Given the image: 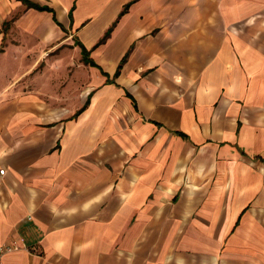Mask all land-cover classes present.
Here are the masks:
<instances>
[{
	"label": "crops",
	"instance_id": "0c3cea01",
	"mask_svg": "<svg viewBox=\"0 0 264 264\" xmlns=\"http://www.w3.org/2000/svg\"><path fill=\"white\" fill-rule=\"evenodd\" d=\"M25 1L49 12L0 0V264H264V0Z\"/></svg>",
	"mask_w": 264,
	"mask_h": 264
},
{
	"label": "trees",
	"instance_id": "16d2710c",
	"mask_svg": "<svg viewBox=\"0 0 264 264\" xmlns=\"http://www.w3.org/2000/svg\"><path fill=\"white\" fill-rule=\"evenodd\" d=\"M19 1H21L23 4H25V5H26L27 7H29V8H33V9H36V10L47 11V12H49V10H48L47 8L34 6V5L28 3V2L25 1V0H19ZM124 9H125V8H124ZM108 33H109V30L104 34L103 38H102L99 42L103 41V40L108 36ZM80 53H81V59H82V62H83L84 64H87V65H89V66H94V64H93L90 60L87 59V57H86L87 54H86V52H85L82 48H80ZM132 104H133V103H132ZM133 107H134V106H133ZM83 108H84V105H83V107H82L78 112H80ZM78 112H77V113H78ZM77 113H76V114H77Z\"/></svg>",
	"mask_w": 264,
	"mask_h": 264
},
{
	"label": "built area",
	"instance_id": "2783aa9c",
	"mask_svg": "<svg viewBox=\"0 0 264 264\" xmlns=\"http://www.w3.org/2000/svg\"><path fill=\"white\" fill-rule=\"evenodd\" d=\"M3 170H0V176L3 175ZM15 249V247L13 246H1L0 247V257L4 254V253H7V252H11Z\"/></svg>",
	"mask_w": 264,
	"mask_h": 264
},
{
	"label": "rangeland",
	"instance_id": "374dc122",
	"mask_svg": "<svg viewBox=\"0 0 264 264\" xmlns=\"http://www.w3.org/2000/svg\"><path fill=\"white\" fill-rule=\"evenodd\" d=\"M76 55H77V53H76ZM71 57H73V55H71ZM65 59H67V56H65ZM68 61V60H67ZM67 61H63V62H67ZM82 76V73H80V74H78L77 73V75H76V77L78 78V77H81ZM56 77V76H55Z\"/></svg>",
	"mask_w": 264,
	"mask_h": 264
}]
</instances>
